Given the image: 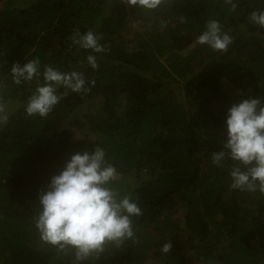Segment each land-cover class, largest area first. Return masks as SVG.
I'll use <instances>...</instances> for the list:
<instances>
[{
	"label": "trees",
	"instance_id": "trees-1",
	"mask_svg": "<svg viewBox=\"0 0 264 264\" xmlns=\"http://www.w3.org/2000/svg\"><path fill=\"white\" fill-rule=\"evenodd\" d=\"M233 2L235 12L224 0H169L156 10L121 0H0V97L9 114L0 128V264H70L39 239L32 217L39 190L71 154L96 147L117 170L111 186L143 214L132 218L138 242L84 264H264V194L232 189L234 162L211 161L228 108L264 98V28L248 18L264 0ZM212 19L234 38L227 52L197 43ZM77 30L102 34L106 51L72 44ZM35 58L41 75L14 84L12 65ZM45 65L82 72L90 91H69L47 117H28ZM89 103L101 118L90 120L87 138L55 129Z\"/></svg>",
	"mask_w": 264,
	"mask_h": 264
},
{
	"label": "clouds",
	"instance_id": "clouds-1",
	"mask_svg": "<svg viewBox=\"0 0 264 264\" xmlns=\"http://www.w3.org/2000/svg\"><path fill=\"white\" fill-rule=\"evenodd\" d=\"M121 2L145 10H156L169 4V0ZM224 3L230 5L233 12L237 9L233 0H224ZM184 18L181 17V22ZM248 18L251 23L264 28V10H254ZM70 39L82 49H91L95 53L106 51V46L100 43L102 34L92 30L83 34L74 31ZM233 42L234 38L224 32L221 23L215 19L207 21L205 30L197 37V43L221 53L227 52ZM86 60L93 70L98 68L94 55H88ZM40 75L39 58L30 59L23 66L16 62L11 67L16 85ZM42 75L44 83L37 85L24 105L28 117H47L69 91L84 94L90 91L82 72H61L45 65ZM91 85H95V80ZM61 88L63 93H59ZM8 121V102L0 97V128ZM224 123L226 138L222 140V149L212 152V163L221 166L226 159L232 160L231 188L264 194V98L242 97L228 108ZM105 157V151L100 147L71 154L59 174L53 175L46 187L38 192L39 203L35 205L32 219L39 239L59 253L70 255V264L96 260L101 253L120 249L129 240L138 242L132 218L141 216L142 210L129 195L121 196L120 191L111 186L117 170ZM171 248L169 240L161 250L169 253Z\"/></svg>",
	"mask_w": 264,
	"mask_h": 264
},
{
	"label": "rangeland",
	"instance_id": "rangeland-1",
	"mask_svg": "<svg viewBox=\"0 0 264 264\" xmlns=\"http://www.w3.org/2000/svg\"><path fill=\"white\" fill-rule=\"evenodd\" d=\"M79 105L76 112L69 113L63 120L58 124L56 130H69L73 133L75 138L78 140H84L88 137L90 120L100 119L101 114L98 112L95 105L92 103ZM186 241H183L185 244ZM185 248V247H184ZM191 253V252H190ZM189 253V254H190Z\"/></svg>",
	"mask_w": 264,
	"mask_h": 264
}]
</instances>
